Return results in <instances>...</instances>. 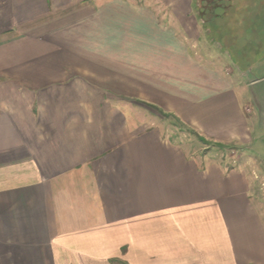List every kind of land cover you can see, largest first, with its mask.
Returning a JSON list of instances; mask_svg holds the SVG:
<instances>
[{
  "label": "crops",
  "instance_id": "0c3cea01",
  "mask_svg": "<svg viewBox=\"0 0 264 264\" xmlns=\"http://www.w3.org/2000/svg\"><path fill=\"white\" fill-rule=\"evenodd\" d=\"M261 1L0 0V264H264L252 174L166 129L250 145L211 36Z\"/></svg>",
  "mask_w": 264,
  "mask_h": 264
},
{
  "label": "rangeland",
  "instance_id": "374dc122",
  "mask_svg": "<svg viewBox=\"0 0 264 264\" xmlns=\"http://www.w3.org/2000/svg\"><path fill=\"white\" fill-rule=\"evenodd\" d=\"M261 3L264 9V0ZM246 24L241 27L243 28L242 32H236L237 42L232 44L225 41L222 35L216 31L211 37L214 39L212 44L215 50L220 45L219 49L223 48L226 52V54L223 53L226 59L239 62L240 70L236 74L243 79L242 83H249L245 89L242 86L238 88L244 93V97L247 98L253 111L250 145L219 146L216 143L203 140L192 129L169 117L166 118V129L174 131L172 134L182 141L184 147L199 156L200 159L208 156L207 161L209 162L215 161L228 167L242 166L248 169L255 181V198L264 213V40L262 46L255 47L256 32L254 27ZM237 29V26L229 24L230 32ZM259 35L264 39V31Z\"/></svg>",
  "mask_w": 264,
  "mask_h": 264
},
{
  "label": "trees",
  "instance_id": "16d2710c",
  "mask_svg": "<svg viewBox=\"0 0 264 264\" xmlns=\"http://www.w3.org/2000/svg\"><path fill=\"white\" fill-rule=\"evenodd\" d=\"M202 1L203 2H207V0H200V2H202ZM203 8L206 9L205 5L203 6ZM200 138H202V137H200ZM216 144L219 145V146H224V147L227 146V145H232V144H223V143H216Z\"/></svg>",
  "mask_w": 264,
  "mask_h": 264
}]
</instances>
